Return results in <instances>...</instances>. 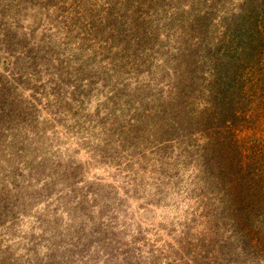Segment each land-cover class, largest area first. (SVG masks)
I'll return each mask as SVG.
<instances>
[{
  "label": "clouds",
  "instance_id": "obj_1",
  "mask_svg": "<svg viewBox=\"0 0 264 264\" xmlns=\"http://www.w3.org/2000/svg\"><path fill=\"white\" fill-rule=\"evenodd\" d=\"M60 20L55 6L30 9L12 25L13 49L0 31V78L34 115L0 126V253L11 264H264V246L209 206L201 132L179 133L205 108L198 94L183 97L180 60L198 38L160 30L144 67L117 70ZM42 44L56 51L48 68L27 55ZM61 61L73 83L52 70Z\"/></svg>",
  "mask_w": 264,
  "mask_h": 264
},
{
  "label": "rangeland",
  "instance_id": "obj_2",
  "mask_svg": "<svg viewBox=\"0 0 264 264\" xmlns=\"http://www.w3.org/2000/svg\"><path fill=\"white\" fill-rule=\"evenodd\" d=\"M187 2L105 0L97 7L98 0H0L2 43L8 49L22 47L11 31L12 25L19 26L30 9L46 12L51 6L57 8L58 17H63L59 22L72 41L81 39L82 48L99 45L94 55L110 59L117 70L144 67L159 43L160 30L180 28L198 38L196 47L180 60L186 65L183 97L186 100L198 94L205 108L191 120L185 119L179 133L199 130L204 137L197 156L209 206L220 210L237 230L234 234L238 238L264 246V198L259 201L257 195L252 197V167L264 165V146L259 151L264 144V80H260L256 66L258 39L264 38V0H191V9L185 13L180 9ZM173 8L177 11L169 16ZM220 12L224 15L216 22ZM113 48L118 51L114 53ZM27 55L34 64L48 68L56 51L42 44ZM52 70L62 75V83L74 82L63 61ZM54 91H59V86ZM252 108L256 109L253 122ZM33 118L32 110L13 103L7 82L0 78V126L14 119ZM252 127L260 138L259 147H252ZM263 182L261 179L260 185ZM0 264H11L7 253H0ZM199 264L213 262L202 258Z\"/></svg>",
  "mask_w": 264,
  "mask_h": 264
},
{
  "label": "trees",
  "instance_id": "obj_3",
  "mask_svg": "<svg viewBox=\"0 0 264 264\" xmlns=\"http://www.w3.org/2000/svg\"><path fill=\"white\" fill-rule=\"evenodd\" d=\"M261 48V49H259ZM253 49V48H252ZM264 38H260L258 39V43H257V57H256V66L258 69V72L260 73V80H264ZM255 74V67H252V75L254 76ZM255 77V76H254ZM263 96L261 98H264V91L262 90ZM264 103V100L262 102V104ZM264 106V105H263ZM256 109L252 108V122L253 120V116L255 117L256 115L254 114V111ZM257 130L252 127V147H255V144L259 146L260 142L259 141V136H256ZM264 146V144H262V146L260 147L259 151L262 152V147ZM253 150V149H252ZM256 164V163H254ZM253 176H258L256 178H254ZM264 179V165L260 164L258 165L256 168L252 167V193H254V195H252V197L254 196H258L259 197V201H261V197L264 198V182L260 185V180ZM253 208V206H252ZM253 210V209H252Z\"/></svg>",
  "mask_w": 264,
  "mask_h": 264
}]
</instances>
